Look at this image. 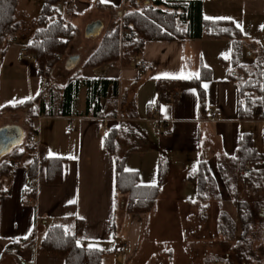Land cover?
<instances>
[{"label": "crops", "instance_id": "obj_1", "mask_svg": "<svg viewBox=\"0 0 264 264\" xmlns=\"http://www.w3.org/2000/svg\"><path fill=\"white\" fill-rule=\"evenodd\" d=\"M32 1L35 2L18 0L15 12L17 20L22 21L21 15L18 17L16 14L18 8L24 15ZM125 1L61 0L58 4L65 5L66 10L58 12L67 19V15L71 16L69 21L74 26L75 23L83 25L80 28L83 34L84 27L93 21H99L102 30L104 22L101 21L108 22L112 12L118 13L123 9ZM200 1L202 16L214 19L205 14L211 0ZM69 6L71 12H67ZM228 19L244 35L237 65L250 69L255 60L263 61L264 48L251 41L243 23L233 17L228 16ZM22 25L23 22L19 35L10 42L0 58V107H15L21 104L20 101L31 100L42 92L38 104H34L36 117L28 123L22 110L3 111L0 114V129L15 127L22 133L21 137L17 133L19 140L9 144L3 156L10 149L23 151L18 162H11L9 176L0 180V261L8 258L9 264H64L62 256L39 255L35 248L49 226L60 225L72 233L77 221L81 223V231L76 244L103 251L99 264H113L116 257L119 264H126L136 254L146 214H126L120 206L123 197L115 196L112 184L113 156L102 146V140L110 130L116 132L118 152L125 155L124 169L136 171L139 184L155 183L157 161L162 158L169 163V167L186 173L183 184L196 194L192 177L198 164L204 163L213 181L212 192L218 196V200H212L218 211L217 220L221 208L226 204L234 206V219H238V200L232 198L236 183L228 182L225 164L235 153L239 133H249L252 147L261 156L264 169V151L257 150L254 145L255 135H262L264 122L237 117L239 95L237 85L229 78L233 68L229 66V41L226 38L201 36L184 40H145L140 53L136 55L145 66L144 72L139 73L133 65H120L117 61L95 67L82 66L105 31L100 32L98 37L85 36V43L78 46L81 53L72 55L77 59L74 64L68 67L66 61L69 56L64 59L63 76L58 81L55 67L50 78L40 77L36 73L33 58L26 57L29 54L24 50L33 25L26 31ZM74 40L78 41L75 33ZM261 69L264 72L263 64ZM74 77L81 81L100 78L116 82L114 98H111L110 85L97 98V113L100 115L85 114L83 84L78 86L68 112H61L60 89L68 79ZM179 78H199L203 91L202 107L199 106L197 90L192 86H179L176 82ZM157 84L161 91L157 90ZM49 88L54 90L55 96L51 103L47 99ZM164 90H176L177 95L172 101H167ZM45 111H49V114L43 113ZM112 111L115 114L109 116ZM69 124L72 130L66 131L65 127ZM28 125L31 129L29 133ZM31 134L36 137L34 142L29 143L27 137ZM24 143L32 147L31 150L24 149ZM32 157L35 158L31 177L35 178V185L30 188L33 195L23 199L22 193L29 181L27 167ZM42 157L62 159L59 183L46 181L45 166L40 163ZM219 165L223 167L220 172ZM246 172L247 167L239 174ZM167 173L166 169L151 211L166 182ZM263 178L264 171L259 183ZM183 201L187 202L188 198ZM208 203L204 212L198 214L203 219ZM191 204H196L194 198ZM194 209L197 213V204ZM228 216L232 221L233 216ZM27 237L33 239L31 246L5 250L10 243ZM164 252L169 264L171 252ZM154 257L150 255L148 263L153 264ZM212 259L204 263L222 264L217 256Z\"/></svg>", "mask_w": 264, "mask_h": 264}, {"label": "trees", "instance_id": "obj_2", "mask_svg": "<svg viewBox=\"0 0 264 264\" xmlns=\"http://www.w3.org/2000/svg\"><path fill=\"white\" fill-rule=\"evenodd\" d=\"M60 1L41 0V6L34 19L35 27L24 49L26 53L33 57L36 73L40 77L50 78L54 65L65 53L75 33L74 24L57 10V4ZM139 1H125L128 11H125L119 17V21L115 22L110 29L102 34L97 47L83 61L82 66L95 67L109 61H117L120 65H126L129 63L131 55L140 53L145 40H184L200 38L201 36L212 39L226 38L229 41V66L233 68V71L229 72V78L237 85L239 95L237 117L239 119H257L264 122V72L261 69L264 60H255L250 69L237 65L244 35L231 20L204 18L200 0H169L165 2L146 0L141 6H138ZM17 2L18 0H0V58L21 30L22 21L17 20L15 17ZM67 12L71 11L68 10ZM127 29H131L133 35L128 37L120 34L121 30ZM176 82L179 86L194 87L198 92L199 106H203V91L199 86V78H179ZM80 84L85 87V114L100 115L97 113L99 111L97 98L99 95L104 94L106 86L110 85L111 98H114L116 93L115 81L100 78L81 81L75 77L70 78L60 89L61 112L63 114L68 112L67 109ZM157 90L161 91L158 84ZM41 92L33 99L24 100L15 107L1 106L0 114L3 111L22 110L25 112L26 123H28L36 117L34 104H38ZM54 98V90L49 88L47 91L48 102L51 103ZM43 113L49 114V111ZM114 114L115 111H112L108 115L113 116ZM29 132H31V129L28 125ZM115 136L116 132L110 130L102 140L103 149L113 156V191L115 196L120 195L123 197L120 206L126 214L145 215L152 209L159 186L165 175L166 163L162 158L158 159L154 184H139L136 171H125V155L118 152ZM262 137L264 143V127ZM23 148L31 150L32 147L24 143ZM22 153L23 151L14 148L10 149L5 156L0 155V180L9 176L11 162H18ZM260 160L261 156L252 147L250 134L239 133L235 153L228 160L227 165L230 168H236L238 173L247 167L246 174H239L238 176L239 181L243 184V190L253 189L258 191L261 189L259 181L264 169ZM40 163L45 166L46 181L48 183L57 184L61 181V158L42 157ZM34 165L35 158L32 157L27 167L28 180L33 175ZM221 170H223V167L219 165V172ZM192 180L196 187L194 203L198 205V210L204 212L208 201L205 194L208 189L214 192L212 178L204 163L198 164ZM22 195L23 199L31 197L33 191L27 186ZM214 199L218 200V196L215 194ZM237 213L241 231L233 252L238 254L240 259L243 254L247 256L251 251L246 244V239L250 233L249 229L253 215L243 201H238ZM219 215L218 225H220V222L232 225V221L225 212L220 211ZM258 218L260 219L259 223L262 227L264 239V222L259 215ZM80 231L81 223L79 221L75 223L72 233L65 231L60 225L49 226L36 246L35 252L39 255L62 256L64 264H99L103 251L77 245L76 238ZM218 231L221 235L225 232L224 229ZM32 243L33 239L27 237L10 243L5 250L21 246L29 247ZM242 246L245 247L244 250H240L243 248ZM225 263L228 264L227 260ZM256 263L258 264V262Z\"/></svg>", "mask_w": 264, "mask_h": 264}, {"label": "rangeland", "instance_id": "obj_3", "mask_svg": "<svg viewBox=\"0 0 264 264\" xmlns=\"http://www.w3.org/2000/svg\"><path fill=\"white\" fill-rule=\"evenodd\" d=\"M144 2L146 0H140L138 6H141ZM31 5L28 4L30 8L24 15L21 14L22 10L19 8L18 13H16L18 17L21 15L23 22L22 29L24 31L29 30L32 25L34 29L33 17L37 15L41 1H32ZM65 7V5L58 4L57 10L62 13V11L66 10ZM125 11H128V9L124 5L123 9L119 10L118 13H111L108 22L101 21L104 23L100 32L110 29L115 22L119 21V17ZM205 14L214 19H228V16L233 17L237 22L244 24L251 41H255L264 48V0H247L244 2L241 0H211L209 6L205 8ZM67 16L71 19V16ZM81 26L83 25L75 23V34L78 41H73L72 38V42L70 41V49L68 51L66 49L65 53L54 65L57 71L56 74H58V77H56L58 81L63 76L64 59L68 56L70 59L73 57V54L81 53V49L78 46L85 43L84 33L82 34V29L80 30ZM97 35L96 37H98ZM17 141L18 138L15 133L10 131L1 133L0 153L4 154L7 149L6 147ZM254 145L257 150L264 151L261 133L257 134V136L255 135ZM166 169L168 170L166 182L159 198L156 200L153 210L148 215H145L136 254L126 264H150L148 262L152 254L155 255L153 264H167L165 250L171 252L169 264H205L204 262L208 263L212 261L214 256L220 258L222 264H227L225 263L226 260L228 264H257L256 262L258 264H264V239L262 236V227H260L259 223L260 219L257 215L259 208L264 206V178L259 183L260 190L248 189L246 192L243 190V184L238 179L239 173L236 168H230L225 164L228 182L236 183V190L232 189V198L245 202L246 207L253 215L249 229L250 233L246 239V244L250 247L249 249L251 251L247 256L243 254L239 259L238 254L233 252V248L237 246L238 235L241 231L240 223L237 221L238 219H234V206L226 204L221 208V211L226 212L230 217L231 215L233 216L232 225L221 222L218 225V211L215 203L212 201L214 199V193L208 189L205 195L208 200L207 203H209L208 209L205 211L206 217L203 219L202 216H199L202 214V210H198L196 213V210H193L196 204H191V200L193 198L195 199L194 190L187 187L186 184H183L186 173L176 167H169V163H166ZM185 198H188L187 202L183 201ZM200 204L202 203L200 202ZM221 229L225 231L222 235L218 231ZM244 249L245 247L240 250ZM7 259L2 258L0 264H9L10 262H7ZM113 264H119L118 257L115 258Z\"/></svg>", "mask_w": 264, "mask_h": 264}, {"label": "built area", "instance_id": "obj_4", "mask_svg": "<svg viewBox=\"0 0 264 264\" xmlns=\"http://www.w3.org/2000/svg\"><path fill=\"white\" fill-rule=\"evenodd\" d=\"M68 10L69 11L71 10V6L68 7ZM263 30H264V27H263ZM120 34L129 37V36L133 35V31L131 29L121 30L120 31ZM26 57H28L29 59H32L33 58L30 54L29 55H26ZM129 64H131L134 67H136V69H137V71L139 73H143L144 72V69H145L144 62L138 56L131 55L130 58H129ZM164 95H165V98L167 99V101H172L176 97L177 92H176V90H164ZM215 115H217V113H215ZM156 121L158 122L159 121V118H157ZM65 130L66 131L72 130L70 124L65 127ZM35 137L36 136L34 134L29 135L27 137L28 142L29 143L34 142ZM34 185H35V178H30L29 181H28L27 186L29 188H32V187H34ZM258 215H259V217L264 222V207H262L259 210Z\"/></svg>", "mask_w": 264, "mask_h": 264}, {"label": "water", "instance_id": "obj_5", "mask_svg": "<svg viewBox=\"0 0 264 264\" xmlns=\"http://www.w3.org/2000/svg\"><path fill=\"white\" fill-rule=\"evenodd\" d=\"M100 30H101V23L99 21L90 22L84 28V36L89 37V38H94L97 34L100 33ZM76 61H77V59L75 57H72L66 61V66L69 67L72 64H74ZM6 131L13 132L16 135L18 133V137L22 136L21 131L15 127H4L2 129H0V134L3 132H6ZM8 147H9V145L6 148H8ZM6 150H8V149H6ZM2 154L3 153H0V155H2Z\"/></svg>", "mask_w": 264, "mask_h": 264}, {"label": "snow or ice", "instance_id": "obj_6", "mask_svg": "<svg viewBox=\"0 0 264 264\" xmlns=\"http://www.w3.org/2000/svg\"><path fill=\"white\" fill-rule=\"evenodd\" d=\"M101 2L102 3H104V2H106V0H101ZM206 19H210V18H208V17H206ZM222 19V18H221ZM206 87V86H205ZM21 103L23 102V101H20ZM125 171H129L128 169H126Z\"/></svg>", "mask_w": 264, "mask_h": 264}]
</instances>
